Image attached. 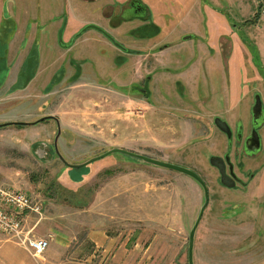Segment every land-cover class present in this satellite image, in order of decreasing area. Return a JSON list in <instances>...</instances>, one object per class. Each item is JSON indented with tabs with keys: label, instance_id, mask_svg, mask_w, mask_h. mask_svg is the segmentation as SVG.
I'll return each instance as SVG.
<instances>
[{
	"label": "rangeland",
	"instance_id": "374dc122",
	"mask_svg": "<svg viewBox=\"0 0 264 264\" xmlns=\"http://www.w3.org/2000/svg\"><path fill=\"white\" fill-rule=\"evenodd\" d=\"M70 1L74 7L67 5L69 0H0V27L4 21L0 85L11 68L5 61L16 31V20L10 13L19 4L28 3L43 12L50 2L54 15L56 5L64 3L62 8L68 15L73 9L80 18L101 21L104 14L111 27L127 21L131 11H124V5L123 9L117 6V18H109L113 13L106 0L97 4ZM140 1L163 28L172 27L174 34L170 38L165 33L153 38L143 36V41L131 33V38L122 39L112 35L119 43L129 40L132 47L143 49L141 55L134 54L126 62L115 63L111 55L121 54L118 47L102 46L92 28L61 47V40L53 32L58 27L43 20L39 28L44 32L36 31L30 49L26 40L23 42L21 52L28 53L22 61L23 53L18 52L12 61H16L12 68L18 73L11 91L24 87L19 88L18 82L27 85L34 78L31 102L19 108L2 105L0 116L4 114L5 118L0 124H11L0 127V183L29 193L42 204L41 213L54 203L59 211L74 213L75 224L83 226L89 221L86 224L90 226L91 220L99 219L98 227L106 232L128 235L133 244L141 240L143 264H188V235L203 203L200 184L183 173L118 152L89 162L82 169L73 168L55 152L58 121L57 150L71 164L121 147L188 167L203 179L208 203L194 234L192 262L264 264V115L260 150L252 155L243 147L252 126L255 94L259 93L264 103V53L259 51L258 39L251 38L252 33L260 35L259 44L264 48V28L255 31L250 22L253 16L247 18L256 5L253 0H238L246 17L239 21L235 12L239 8L231 0ZM254 10L259 11L257 7ZM73 18L72 22H78ZM259 18L264 20L263 15ZM83 26L71 23L69 30L79 32ZM39 33L44 36L42 42ZM163 46L166 48L155 54ZM63 54L67 61L62 64ZM51 56L54 61L47 65ZM71 57L76 66L67 63ZM60 65L64 74L54 80ZM76 69L80 75L73 80ZM176 80L183 84L177 85ZM23 115H29V119H11ZM47 115L57 121H39ZM216 116L231 127L230 139L215 126ZM236 125L243 128L240 138L234 137ZM226 153L244 186L229 188L221 184L218 169L209 163L210 156L223 157ZM41 213L36 214L40 217ZM28 225L33 226L30 222ZM6 244L16 246L0 233V247ZM38 259L33 264H40ZM5 264L14 263L7 259Z\"/></svg>",
	"mask_w": 264,
	"mask_h": 264
},
{
	"label": "crops",
	"instance_id": "0c3cea01",
	"mask_svg": "<svg viewBox=\"0 0 264 264\" xmlns=\"http://www.w3.org/2000/svg\"><path fill=\"white\" fill-rule=\"evenodd\" d=\"M78 1L84 3L97 4L98 0H78ZM106 1H107L106 2L107 6L110 9L109 11L110 14L113 13L111 16H107V17L109 18L112 16L116 17L117 10L115 7L120 6L121 4L117 3L118 0H116L115 3L113 2V0H106ZM231 2L234 7L239 8V11L234 10L238 15L236 20L242 21L246 17L242 16L241 13V7H242L241 1L238 2V0H231ZM66 3L67 5L69 6L72 5L74 7L73 3L70 0L69 2ZM259 3H260L259 0H253V4L256 5L258 9H259ZM50 4H51L50 2L47 3V5L44 7L43 12H37L35 7L28 3L19 4V6L13 10V13H10V15L16 20V31L13 34L12 36L13 38L7 48L8 52L5 61L7 65L11 67L10 68L11 70L8 69L9 75L5 79V83L0 85V91L2 88H5L7 86L6 89L1 91V93L3 94L0 95V111H2L1 110L3 108L2 105L4 107L8 105H12L13 107L19 108L20 105H24L25 103L29 104L31 102V100L29 99V97H31L30 86H31V81L34 78L25 87L11 91L12 88H15L14 83H15L16 75L18 73V69L14 70V68H12L14 67L16 61L14 63H12V61H14V58L16 55H18V52L21 54L23 53L20 56L23 61L28 51L21 52V45L26 40V42L28 43V49H30V45L32 44L33 38L35 37V33H37L36 31L42 30V32H44L43 28L42 29L39 28L42 25L41 21L44 20V22L49 26L54 25L55 27H58L57 29H54L55 27L52 28L54 29L53 32L57 34L58 39L61 40L60 42L61 45L59 44L61 47H63V45L68 41V39L69 41L71 39H74L73 35L77 32L74 30L75 28H73V30H69V26L71 23H78L80 26L89 23H94L100 26L101 28H103L107 33H110L111 35L116 37L117 39H122V37L131 38V36L129 35V31L134 27H136L137 25L143 24L142 20L139 21L135 18L130 19L133 17L131 16L128 17L127 21L122 22L119 27H111L109 25V19L105 18L106 15L104 14H103V18H101V21H98V19L95 17L80 18L73 9H71V12L68 15V13L65 12V10L62 8L64 3H61L60 5H56L58 11L53 15L51 13ZM108 7L106 9H108ZM256 7H253L252 10H250V13L248 14L249 16L247 18H250L251 16L254 15L253 13L256 12V10H254ZM112 8H115V10L113 11ZM2 17L3 15L0 16V19ZM73 17H76L78 22H72L74 20ZM72 18L73 20L71 21ZM154 21L160 26V31L157 37H159L163 33H165V36L167 38L172 37V34H174V30L172 27L165 24L166 26L163 28L161 26V23L157 19H155ZM127 24H131V25L127 26ZM254 25H255L254 27H256L255 31L262 30L264 28V20L262 19L260 20L259 18L257 23ZM86 30L79 33L77 32L78 35L75 38L83 35L82 33L85 32ZM181 32H185V31H181ZM96 35H97L96 39L98 40V43H101L102 46H106L108 48H115V46H113L112 43H110L108 40L105 39V36L101 32L96 30ZM176 37L177 39H179L178 35ZM43 38L44 36L41 34L39 36V40H41L42 42ZM84 38L86 39V37ZM251 38L258 39L257 45L260 46L258 47L262 55L264 53L263 51L264 48H262L263 46L262 44H259L260 35L257 34L254 35V33H252ZM139 40L143 41V38H139ZM158 53L161 52L158 51L155 54ZM148 54H151V52L147 53L146 55ZM57 56H59V54ZM20 57L18 61L20 60ZM53 61L54 58L51 56L47 59L46 63L47 65H50L52 64ZM66 61H67L66 54L65 55L63 54L60 63L62 62L65 63ZM8 80L11 81L10 84H6ZM3 97L6 98L4 99ZM227 110L229 109L227 108ZM1 113L3 112H0V114ZM28 117L29 115L14 116L11 119L14 118L29 119ZM4 118L5 115L3 114L2 116H0V121H3ZM8 118H10V116H8ZM50 204L52 205V207L50 205V208L47 209V211L45 210L43 213H41L40 217H38L37 214L31 212L27 215L28 223L30 222L31 225L32 224L34 225V230L37 229L36 231L37 236L49 237V246L46 249V251L43 253V255L39 258L40 260L39 259H38L39 261L37 260L38 263L40 264H143V259L145 257L143 256V246L139 247V242L141 240H137L138 242L136 241L133 244L132 241L128 238V235L122 236L120 233L110 234L106 232L104 228L98 227L99 219L91 220L92 224L90 226L86 224L89 221H84L85 225L80 226L78 225V223L76 224L74 223L76 219L74 213H67L64 210L59 211L60 208H56L53 205L54 203H50ZM16 246L12 244H6L0 247V261L2 262V264H5L7 259H11V262H13L14 264H33L36 258L30 256L21 247L18 246L19 247L18 248ZM204 246L208 247V245H206L205 243ZM193 248H194L193 256L195 258V249H196L195 244ZM32 258L33 261L31 260ZM193 263L206 264L203 261H196L195 259H193Z\"/></svg>",
	"mask_w": 264,
	"mask_h": 264
},
{
	"label": "water",
	"instance_id": "95a60500",
	"mask_svg": "<svg viewBox=\"0 0 264 264\" xmlns=\"http://www.w3.org/2000/svg\"><path fill=\"white\" fill-rule=\"evenodd\" d=\"M259 2L264 6V0H259ZM95 29L100 31L101 33H103L106 37H108L112 43H114L116 46L118 47H122V45L120 43H118L113 37H111V35H109L103 28H101L100 26L94 24V23H89L86 26H84L81 29V32L86 30V29ZM262 112H263V102L261 100V96L259 93L255 94L254 96V102L253 105L251 107V116H252V128H251V132L244 138L243 140V147L245 151H252L253 149H257L260 146V135L256 129V123L262 119ZM43 118H53L55 119V121H57V118L53 115H47V116H43L41 117L39 120L43 119ZM213 122L215 124V126L221 131L223 132L227 138H231L232 137V130L231 127L229 126V124L223 120L222 118L216 116L213 119ZM57 135L54 139V146H55V152L58 154L59 158L66 163L67 165L73 167V168H79L81 166H84L85 164L92 162L94 160H97L99 158H102L103 156H106L110 153H114V152H118L130 157H133L135 159L141 160L143 162H146L148 164H152L155 166H159V167H163L166 169H171V170H175L177 172L183 173L185 175H188L190 177H192L193 179H195L200 186L202 187L203 190V203L199 209L198 215L189 231V235H188V251H187V261L188 264H193L192 262V248H193V242H194V233L195 230L200 222V219L202 217L203 211L207 206L208 203V188L206 183L203 181V179L192 169L188 168V167H184L175 163H171L168 161H164L158 158H154V157H150L148 155L145 154H141L138 152H134L132 150H128L125 148H121V147H112L107 149L106 151H104L103 153L91 157L90 159H88L87 161L83 162V163H79V164H71L69 162H66L61 155L58 153L57 150V145H56V140H57V136L59 135V123L57 121ZM209 163L211 165H213L214 167H216L218 169L219 172V181L221 184L227 186V187H232L234 185V180H233V176L231 174H227L226 170H225V166L226 164H228L230 172L232 173V165L230 163V159H229V154L226 153L224 154L223 157L218 156V155H212L209 157Z\"/></svg>",
	"mask_w": 264,
	"mask_h": 264
},
{
	"label": "built area",
	"instance_id": "2783aa9c",
	"mask_svg": "<svg viewBox=\"0 0 264 264\" xmlns=\"http://www.w3.org/2000/svg\"><path fill=\"white\" fill-rule=\"evenodd\" d=\"M264 16V6L259 16ZM40 214L42 204L35 202L24 190L0 183V233L24 249L33 258H40L49 246V237L36 236L27 215Z\"/></svg>",
	"mask_w": 264,
	"mask_h": 264
},
{
	"label": "flooded vegetation",
	"instance_id": "af4514ba",
	"mask_svg": "<svg viewBox=\"0 0 264 264\" xmlns=\"http://www.w3.org/2000/svg\"><path fill=\"white\" fill-rule=\"evenodd\" d=\"M126 4H128V5H126ZM123 5H124V7L126 6V9H123V8H121V7H123ZM120 9H123L124 11L125 10H127V9H130L131 11H130V13H128V16L130 17V16H133V17H136V18H139V19H141L142 21H143V24H139V25H137L136 27H134L133 29H131V30H134V29H137V28H139V27H142L143 26V30H141V31H138V33L139 32H142L143 33V31H145L144 33H146L147 31H148V27H149V23L150 22H153L154 23V21H153V16L150 14V12H149V10H148V7H146L145 8V4H144V2H142V1H140V0H130V1H128V3H121V5H120ZM150 15V16H149ZM254 16V15H253ZM125 17V16H124ZM115 18H117V16L115 17ZM123 18V17H122ZM147 25H148V27H147ZM85 26V25H84ZM83 26V27H84ZM82 27V28H83ZM144 27H146V28H144ZM81 30V29H80ZM98 31V30H97ZM79 32H81V31H79ZM78 32V33H79ZM100 32V31H99ZM103 34V33H102ZM109 35H111L110 33H108ZM129 34H130V31H129ZM158 34H159V31H158V33L157 34H155L154 36H150V37H148V38H153V37H155V36H158ZM75 35V34H74ZM73 35V36H74ZM104 35V34H103ZM132 35V34H131ZM105 36V35H104ZM106 37V36H105ZM111 37H112V35H111ZM133 37H135V38H143V37H140V36H135V35H133ZM75 38V37H74ZM107 39H109L108 37H106ZM144 38H147V37H144ZM188 38V37H187ZM146 40V39H145ZM110 43H112L111 42V40L109 39L108 40ZM119 43V42H118ZM122 43V42H121ZM120 43V44H121ZM128 43V44H127ZM127 43L126 44H121L122 45V47H118V46H116L114 43H112L113 44V46H115L116 47V49H117V47H118V50H119V52L121 53V54H118V55H111V57L112 56H114V62L115 63H122V62H126L127 60H128V58H130L131 56H133L134 54H136V55H140V54H142L143 53V49H137V48H134V47H132L131 45H132V43H130L129 42V40L127 41ZM164 48H166V46H163V48L162 47H160L158 50H157V52L158 51H162L161 49H164ZM131 50H138V51H140V53H133V52H130ZM72 58V57H71ZM71 58H69L68 59V62L67 63H69L70 62V59ZM73 59V58H72ZM63 64V63H62ZM70 65H73V66H75V64H71V63H69ZM60 66H63V65H60ZM175 83L177 84V85H181V84H183L181 81H179V80H176L175 81ZM26 85H24V87H25ZM182 87V86H181ZM263 115H264V103H263V112H262V117H263ZM252 122V121H251ZM261 123H262V119H260L255 125H256V129H257V131H258V133H259V135H261V132H260V129L261 128H263L262 126L260 127V125H261ZM264 126V125H263ZM251 128H252V126H251ZM242 125H239V126H237L236 125V129H235V131H234V137H236V138H240L241 137V134H242ZM250 132H251V129H250ZM249 132V133H250ZM248 135V134H247ZM246 135V136H247ZM244 140V139H243ZM260 142H261V138H260ZM260 148H261V143H260V146H259V148H257V149H253L252 151H246L248 154H252V155H255L256 153H258V151L260 150ZM42 151L41 150H39V153H41ZM42 154H44L43 152H42ZM262 164H264V162H262ZM84 166H81V168L79 167V168H77V169H82ZM225 170H226V173L227 174H231L232 176H233V180H234V185L232 186V187H229V188H233V187H236L237 185L238 186H244V184H245V181L243 180V179H241L239 176H237L236 175V173H235V171H234V168H233V166H232V173L230 172V169H229V166H228V164H226V166H225Z\"/></svg>",
	"mask_w": 264,
	"mask_h": 264
},
{
	"label": "trees",
	"instance_id": "16d2710c",
	"mask_svg": "<svg viewBox=\"0 0 264 264\" xmlns=\"http://www.w3.org/2000/svg\"><path fill=\"white\" fill-rule=\"evenodd\" d=\"M262 6V4L261 3H259V7H261ZM259 10V9H258ZM150 16V15H149ZM259 20V11H257L255 14H254V16H253V18H252V21H250V22H252L253 24H256L257 23V21ZM3 23V24H2ZM148 25H149V27H148ZM147 25V27H148V33L146 32V33H142V32H139V33H136L135 32V30L136 29H134V30H132V31H130V33L132 34V35H138V36H140V37H150V36H154L155 34H157L158 33V31H159V29H158V27L156 26V24H154L153 22H150L149 24ZM3 28H4V21L2 20L1 21V27H0V38L2 39L3 38ZM139 28H141V30H143V26L142 27H139ZM139 28H137V29H139ZM144 28H146V27H144ZM141 30H139V31H141ZM78 35V33H76L74 36H73V38L74 37H76ZM130 52H133V53H140V51H138V50H131ZM33 57H35V56H33ZM33 59H35V58H33ZM30 60H32V59H30ZM70 63L72 64H75V66L77 65V63L74 61V59H70ZM118 63V62H117ZM118 64H120V63H118ZM63 68V66H61L60 67V71H58L56 74H55V77H54V80L56 79V77H58L59 79H60V76L62 75V74H64L63 73V70L64 69H62ZM77 71H75V73H74V75L73 76H71V78L73 79V80H75V79H77V77H78V75H80V71H79V69H76ZM33 74V73H32ZM25 82V81H24ZM17 86L20 88V87H23L24 85H22L21 83H19L18 82V84H17ZM48 118H43V119H41V120H39V121H44V120H47ZM9 124H11V123H1L0 124V127H3V126H7V125H9ZM24 124H27V123H24ZM16 126H23V124H21V123H16ZM32 177V176H31Z\"/></svg>",
	"mask_w": 264,
	"mask_h": 264
}]
</instances>
